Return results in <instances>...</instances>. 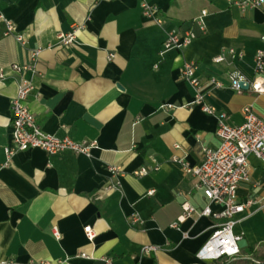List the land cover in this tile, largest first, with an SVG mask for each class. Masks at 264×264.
<instances>
[{"label": "crops", "instance_id": "crops-1", "mask_svg": "<svg viewBox=\"0 0 264 264\" xmlns=\"http://www.w3.org/2000/svg\"><path fill=\"white\" fill-rule=\"evenodd\" d=\"M143 2L159 10L162 27L143 15ZM203 11L201 33L194 20ZM7 21L24 36V45L16 34H6ZM174 28H193L198 38L182 52L161 55L167 32ZM73 31L74 44L61 47L59 35ZM263 34L264 11L242 12L229 0H0V264H105V257L112 264L220 262H203L198 254L221 220L192 218L179 229L170 227L185 200L200 210L208 204L197 180L172 158L185 157L191 166H200L201 147L220 145L217 118L188 107L195 93L182 68L195 62L206 86L213 76L224 82L207 103L226 112L229 125L244 122L248 105L264 117V95L238 93L228 78L233 71L254 78ZM39 48L37 74H28L34 85L28 107L44 132L96 142L89 156H50L31 149L7 160L11 102L17 93L11 67L28 63L31 51ZM227 48L244 58L213 63ZM154 161L157 171L133 175L151 169ZM250 164V180L238 188V200L248 205L234 233L246 241L238 261L264 264V166L254 157ZM111 166L122 171L120 190L110 194L104 188ZM135 213L143 226L131 224ZM89 226L93 242L85 232ZM149 245L158 251L141 255ZM83 253L93 259L82 258Z\"/></svg>", "mask_w": 264, "mask_h": 264}, {"label": "built area", "instance_id": "built-area-1", "mask_svg": "<svg viewBox=\"0 0 264 264\" xmlns=\"http://www.w3.org/2000/svg\"><path fill=\"white\" fill-rule=\"evenodd\" d=\"M230 4L237 6L242 12L252 9L264 11V0H229ZM143 15L151 19L156 25L162 27L165 24L158 9L150 4L143 2ZM207 11L194 20V24L201 32H205V17ZM6 34L14 35L19 43L25 44L23 35L18 34L14 25L7 21L5 23ZM75 31L60 34L59 45L68 47L75 42ZM198 33L195 29L181 30L171 29L167 32L166 39L162 45L161 55L168 51L182 52L188 48L196 39ZM262 47L254 58V78L248 79L239 71L229 73V86L238 93L243 90L241 83L249 84V90L257 95H264V34L260 38ZM42 50L35 49L31 51L29 62L26 64H13L11 70L16 78L17 93L11 102V127L12 144L5 148L8 162L18 152L31 149H40L50 156L60 155L65 152H71L77 155L89 156L91 151L96 148V142H76L71 138H59L48 134L42 130L38 124L37 118L28 107V99L34 89L28 74H37V64ZM113 54L109 55L112 60ZM244 58L242 52L234 48L222 50L220 54L213 58V63L223 64L240 61ZM3 78L4 74H0ZM182 77L192 87L195 96L188 107L198 106L205 114L215 116L218 120L216 135L220 140V145L216 149L202 146L200 149L203 158L200 166H191L185 157L174 156L172 161L178 164L182 170L197 180L196 187L203 192V196L208 204L203 209H197L185 200L182 205V213L170 227L179 229L180 225L192 218L212 217L222 222L216 226V230L198 254V258L203 261H236L240 258L242 248L239 243L241 236L234 233V227L239 222L240 216L248 204H243L238 200V188L243 182H248L251 177L250 158L254 157L264 166V117L256 114L254 107L248 105L243 108L244 122L239 126H231L227 123V113L207 103V97L216 90L225 87L222 80L217 77H211L207 81V86L198 75V66L195 62L185 63L182 68ZM159 165L154 161V166L141 168L134 172L136 177L148 175L150 170L157 171ZM121 168L111 166L109 168L110 179L105 190L106 193H114L120 190V181L118 176L121 174ZM154 191L149 192L152 195ZM220 206V212H213L212 206ZM131 224L134 226H143L145 221L135 213L130 216ZM87 239L93 242L95 233L92 228L86 227ZM53 236L61 239V234L57 228L53 229ZM156 246H145L141 250V255L150 256L158 251ZM82 258L93 259L87 254H81ZM105 264H112L109 257L102 258ZM5 264V263H1ZM38 264H48L40 262ZM59 264H70L68 260L60 261Z\"/></svg>", "mask_w": 264, "mask_h": 264}, {"label": "water", "instance_id": "water-1", "mask_svg": "<svg viewBox=\"0 0 264 264\" xmlns=\"http://www.w3.org/2000/svg\"><path fill=\"white\" fill-rule=\"evenodd\" d=\"M240 87L243 91H248L249 90V84H244V83H241L240 84ZM240 247L241 248H244L246 247V241L245 240H241L240 243H239Z\"/></svg>", "mask_w": 264, "mask_h": 264}, {"label": "rangeland", "instance_id": "rangeland-1", "mask_svg": "<svg viewBox=\"0 0 264 264\" xmlns=\"http://www.w3.org/2000/svg\"><path fill=\"white\" fill-rule=\"evenodd\" d=\"M216 264H246V263L244 261H238V260L232 261V260H226L225 259V260H222Z\"/></svg>", "mask_w": 264, "mask_h": 264}]
</instances>
